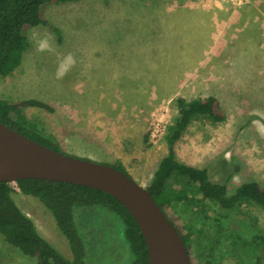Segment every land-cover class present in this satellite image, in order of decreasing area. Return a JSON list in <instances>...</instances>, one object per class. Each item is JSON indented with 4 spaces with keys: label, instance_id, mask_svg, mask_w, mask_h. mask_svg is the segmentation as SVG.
I'll list each match as a JSON object with an SVG mask.
<instances>
[{
    "label": "rangeland",
    "instance_id": "374dc122",
    "mask_svg": "<svg viewBox=\"0 0 264 264\" xmlns=\"http://www.w3.org/2000/svg\"><path fill=\"white\" fill-rule=\"evenodd\" d=\"M190 1L79 0L48 5L44 15L61 29V41L47 26L31 28L20 63L0 78V98H36L52 106V111L35 106L24 108L30 120L39 118L46 129L76 106L89 109L106 126L115 120L119 130L127 124L125 120L138 118L139 127L144 129L141 138L148 160L141 164L144 160L140 158L134 164L147 182L167 153V127L179 116L178 98L188 101L213 95L219 99L225 119L214 122L202 115L194 118L176 142L177 158L188 165L207 167L211 179L220 182L227 181L239 164V172L228 181L229 190L249 179L264 185V33L262 36L257 27L264 16V0H197L205 7L231 9L221 14L219 23H206L211 30L213 26L219 30L212 35L216 44L207 47L203 59L198 61L196 56L188 59L184 54V16L171 13L173 8ZM33 33L40 38L50 37L54 51L38 52L31 39ZM134 42H140V46H130ZM132 50L142 61L140 73H135V77L121 75L118 58ZM69 53L76 63L63 79H57V66ZM154 58L156 63L143 62ZM198 75L204 78H197ZM57 148L86 158L71 152L67 143L58 144ZM185 183V177L172 175L165 191ZM12 197L32 218L38 232L71 259L68 240L44 204L20 188H14ZM167 209L179 217L180 224L192 226L191 241L198 255L206 256L214 245L219 264H264V208L258 204L246 201L232 209L228 226L235 233L226 232L219 243L207 233L208 225L202 232L193 227L200 216L197 206L174 201ZM214 210L208 212L210 217L215 216ZM74 217L86 247L84 264H132L125 225L119 215L94 205L75 208ZM239 230L243 232L237 233ZM34 263L32 257L7 243L0 233V264Z\"/></svg>",
    "mask_w": 264,
    "mask_h": 264
},
{
    "label": "trees",
    "instance_id": "16d2710c",
    "mask_svg": "<svg viewBox=\"0 0 264 264\" xmlns=\"http://www.w3.org/2000/svg\"><path fill=\"white\" fill-rule=\"evenodd\" d=\"M76 1L79 0H0V78L9 74L20 63L22 51L27 45V32L31 28L47 26L61 41V29L45 17L44 10L48 5L57 2ZM30 106L53 110L52 106L36 98L21 100L0 98V122L60 151L57 148V141L41 135L35 121L30 120L24 113V108ZM178 106L179 116L167 127V153L159 161L146 187L180 231L192 264H201L202 260H204L202 264H219L220 257L214 251V245L209 248L206 256L195 253V245L191 241L192 226L180 224L179 217L175 218L167 206L174 201L197 206L200 216L193 222V227L202 232L208 225L207 233L215 236L216 243H219L226 232L230 235L235 233L230 232L228 226L232 209L246 201L264 208V185L255 179H249L229 190L228 181L239 172V164H236L229 173L227 181L220 182L211 179L207 167H195L180 161L176 155L175 145L187 129V125L201 115L214 122L223 121L225 112L220 106L219 99L213 95L188 101L180 97ZM112 165L131 176L123 165ZM172 175L185 177L187 183L175 185L166 192L167 180ZM16 183L23 193L38 198L50 211L59 230L66 236L72 252V258L69 259L56 250L38 232L32 218L16 204L12 197L14 188L11 181H0V233L7 243L32 257L34 264H84L86 247L77 227L74 209L94 205L109 208L123 220L133 257L132 264H149L148 247L138 223L113 195L91 186L50 179L23 178ZM210 210L215 211L214 217L209 216ZM242 232L237 231L239 234Z\"/></svg>",
    "mask_w": 264,
    "mask_h": 264
},
{
    "label": "water",
    "instance_id": "95a60500",
    "mask_svg": "<svg viewBox=\"0 0 264 264\" xmlns=\"http://www.w3.org/2000/svg\"><path fill=\"white\" fill-rule=\"evenodd\" d=\"M23 178L58 180L108 192L138 223L149 264H192L180 231L145 185L112 164L57 151L0 122V181Z\"/></svg>",
    "mask_w": 264,
    "mask_h": 264
},
{
    "label": "crops",
    "instance_id": "0c3cea01",
    "mask_svg": "<svg viewBox=\"0 0 264 264\" xmlns=\"http://www.w3.org/2000/svg\"><path fill=\"white\" fill-rule=\"evenodd\" d=\"M229 10L231 9L228 6L222 8L205 7L197 0L186 2L185 6L173 8L171 13L184 16L182 17L183 22L187 23L185 29L187 35L182 39V43L186 48L184 54L187 55L188 59L191 55H194L196 56L197 61L202 60L205 54V49L216 44L212 35H215L214 30H219V27L213 26V30H211V28H209L211 26L207 24L211 23L213 25L215 21L216 24L219 23L221 14L224 11ZM166 13H170V11ZM261 18V25L257 27L263 36L264 16H261ZM245 25H247V23ZM247 27L248 26H245V28ZM148 45L152 46V44ZM262 45L264 46V42ZM130 46L139 47L140 42L130 43ZM193 47L196 48L194 51L191 49ZM135 48L136 47H134V49ZM137 56V52L132 50V52H128V55L118 58L117 68L123 73L121 75L135 77V73H140V62L142 61ZM163 59L164 62L168 61L167 58H160V60ZM156 60L157 58L152 60L146 59L143 62L147 65V63L151 62L156 63ZM147 69L151 71L150 65L147 66ZM136 77L141 78L147 76L136 75ZM167 77L171 78L168 75ZM196 77L204 78V75H198ZM198 84L200 83L198 82ZM80 108L81 107L78 108L76 106V108H73L72 112L67 113L66 115L64 114L62 118L54 119L51 127L47 129L44 125L42 127V125H40V119L36 118L35 124L39 133L43 136L53 137L57 140L59 145L67 143L69 150L74 154L91 159H100L108 164H121L138 183L142 185L148 183L153 174L146 182L145 176L138 174L140 172L134 164V162H138L140 158V160H144L141 164H144L148 160V158H145L147 156V151H143V139L141 138V134L144 133V129L141 130L139 127L140 120L138 118L125 120L124 123L127 124H123L124 126L122 127V130H119V128L115 126L116 121L114 119V123L106 126L100 117L93 116V114L88 111L89 109ZM125 126L127 128H125ZM130 128H134L135 130ZM132 132H136V134L132 135Z\"/></svg>",
    "mask_w": 264,
    "mask_h": 264
},
{
    "label": "clouds",
    "instance_id": "9594fccd",
    "mask_svg": "<svg viewBox=\"0 0 264 264\" xmlns=\"http://www.w3.org/2000/svg\"><path fill=\"white\" fill-rule=\"evenodd\" d=\"M31 39L36 43V50L38 52H53L54 48L50 43V37L40 38L37 33H33ZM76 60L75 57L69 53L67 54L58 64L56 70V78L63 79L65 75L71 70V68L75 65Z\"/></svg>",
    "mask_w": 264,
    "mask_h": 264
},
{
    "label": "built area",
    "instance_id": "2783aa9c",
    "mask_svg": "<svg viewBox=\"0 0 264 264\" xmlns=\"http://www.w3.org/2000/svg\"><path fill=\"white\" fill-rule=\"evenodd\" d=\"M11 184H15V186H13L15 189H19V186L17 185L16 181H11Z\"/></svg>",
    "mask_w": 264,
    "mask_h": 264
}]
</instances>
